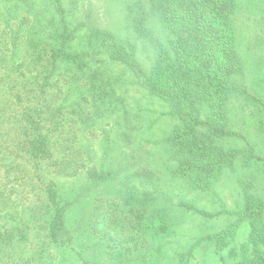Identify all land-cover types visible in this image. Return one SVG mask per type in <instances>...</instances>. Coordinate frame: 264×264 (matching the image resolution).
Instances as JSON below:
<instances>
[{
  "label": "rangeland",
  "instance_id": "rangeland-1",
  "mask_svg": "<svg viewBox=\"0 0 264 264\" xmlns=\"http://www.w3.org/2000/svg\"><path fill=\"white\" fill-rule=\"evenodd\" d=\"M60 1L55 12L51 0H0L10 25L21 22L29 35L32 15L44 28L36 36L50 37L54 17L64 21L71 48L91 71L57 62L31 82L16 81L19 94L31 95L4 106L0 264H251L256 252L263 259L264 0H241L232 23L235 81L246 95H229L223 122L214 114L228 131L216 138L198 121L184 122L185 104L135 82L134 63L147 71L154 50L172 47L150 20V2ZM88 37L91 49L82 45ZM127 43L135 50H125L126 64L107 58ZM37 147L43 158L25 153ZM223 154L231 155L220 160ZM208 157L220 162L203 178L194 168Z\"/></svg>",
  "mask_w": 264,
  "mask_h": 264
},
{
  "label": "trees",
  "instance_id": "trees-1",
  "mask_svg": "<svg viewBox=\"0 0 264 264\" xmlns=\"http://www.w3.org/2000/svg\"><path fill=\"white\" fill-rule=\"evenodd\" d=\"M240 1L147 0L150 2V20L155 19L163 31L167 32L166 39L172 47L165 54L160 50H154L152 65L147 71L133 62L136 69L132 74L136 83L171 105L185 104L187 111L184 112V122L191 124L194 120L198 121L196 125L215 138L228 134L222 122L225 120L223 110L229 95L234 93L239 96L246 95L244 87L235 81V75L239 74L241 69L237 67L240 58L234 50L236 37L232 23L235 22L236 17H239L242 6ZM51 3L55 12H61L60 0H51ZM142 14L146 15L147 11L144 9ZM35 16H31L34 17L35 25L30 27L29 35L26 31L24 33V25L21 22L14 29L10 25V18L4 7L2 11L0 10V122L2 123L10 121L8 117H2L5 115L4 106L15 107L23 97L31 95V91L19 94V90L16 89L19 80L31 82L32 79H37L38 74H44L46 70L50 71L57 62L70 67L71 70L91 72L89 68L85 70L86 62H83L78 57L77 51L74 52L75 49L71 48L74 35L66 28L64 21L56 20L54 17L50 37L46 34L42 36L39 33L44 28L41 26L40 29ZM133 16L139 18L140 12H134ZM36 29L39 32L37 36L32 33ZM135 32L139 35L137 29ZM6 33H10V39ZM84 41L83 47L87 46L91 49L94 41L90 37ZM21 46L22 50L19 49ZM173 46L179 48L183 55L174 52ZM128 47L133 54L134 45L127 43L123 49H116L112 53L108 51L107 58L112 62L117 59L126 64L124 53ZM17 50H20L19 55ZM39 61L41 63H38ZM39 64L40 69H36ZM33 70L35 76L29 77ZM1 82H7L8 85L2 87ZM28 85L31 87L33 84ZM25 107H27L24 110L27 120L31 121L34 118L31 117L32 111H27L31 105ZM215 113H220L219 119L222 122L215 119ZM20 151L22 155L24 152ZM25 151L28 156L37 158L44 156V147ZM230 155L223 154L220 160ZM213 159L208 157L207 160L198 162L194 171L203 178L212 177L217 171V162H220V160L215 162ZM2 163L3 160L0 158V169L3 167ZM48 194L53 192L49 190ZM63 208L59 206L54 214L52 231L60 226ZM259 254L263 259H260L256 252L252 256L251 264L259 262L264 264V250Z\"/></svg>",
  "mask_w": 264,
  "mask_h": 264
}]
</instances>
